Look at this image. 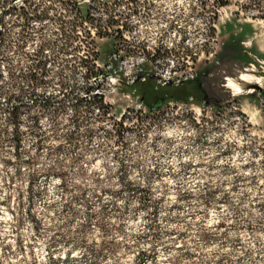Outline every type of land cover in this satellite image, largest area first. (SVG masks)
Segmentation results:
<instances>
[{
  "label": "rangeland",
  "instance_id": "374dc122",
  "mask_svg": "<svg viewBox=\"0 0 264 264\" xmlns=\"http://www.w3.org/2000/svg\"><path fill=\"white\" fill-rule=\"evenodd\" d=\"M79 2L86 22L0 0V246L15 264H264V0ZM140 70L203 94L147 110Z\"/></svg>",
  "mask_w": 264,
  "mask_h": 264
},
{
  "label": "trees",
  "instance_id": "16d2710c",
  "mask_svg": "<svg viewBox=\"0 0 264 264\" xmlns=\"http://www.w3.org/2000/svg\"><path fill=\"white\" fill-rule=\"evenodd\" d=\"M67 1H69V5L74 9V12H76L80 16V18H82V20L86 22L89 18V15L87 14V4L79 2V0H58V7L62 9H67L66 7ZM218 1H221V0H218ZM222 3L224 2H219V4H222ZM27 4L31 5L30 6L31 9H36L38 6L37 3H32V2H28ZM44 10L45 8H40L39 11L43 12ZM216 16H217L216 12H213L206 19V25L210 30L209 37L213 35V23L216 20ZM57 18L61 21L59 17H56V19ZM77 25H79V22L75 21L71 25V28L74 29V27ZM114 31H119V29L115 28ZM92 33L93 35H96V36H103L108 33V30H107V27L105 26L93 25ZM96 57L97 56H93V59H95ZM83 60H84L83 58H79L78 60H76L77 64H72L73 65L72 67H76V65H81ZM34 65L37 66V63ZM92 66L94 67V70H91L89 67H85L84 75H90V74L95 75L98 73L107 74L108 71H110V70H106V69H103L95 65L93 61H92ZM138 73H139V76L142 75L143 78L142 79L135 78L131 80L130 84L133 87L131 91H135L138 94L139 102L144 107H146L147 110H150L152 108H157L160 106V104H162L163 102L169 99L174 100V101L187 102L188 98L190 97L194 101H199L198 96L196 95V92L198 91L199 96L203 94V92H201L198 89V86L196 84V81H194V79H186V78L183 80L179 79L178 82H174L170 79H167L163 83H159L156 81V78L153 77L151 73H148L145 70H140ZM34 77H35L34 72H31L29 74V80L33 79ZM102 86H103L102 82H96L94 86H90V85L85 86L83 88L85 95L83 96H86V93L91 92V90L95 88L98 89ZM93 95L97 97L96 99L98 102L97 110H99L98 108L102 107L101 93L95 91L93 92ZM102 112L103 110L101 109L99 113H102Z\"/></svg>",
  "mask_w": 264,
  "mask_h": 264
},
{
  "label": "built area",
  "instance_id": "2783aa9c",
  "mask_svg": "<svg viewBox=\"0 0 264 264\" xmlns=\"http://www.w3.org/2000/svg\"><path fill=\"white\" fill-rule=\"evenodd\" d=\"M139 77H140V79L143 78L142 75H140ZM167 79H170V80H172L174 82H178L180 78L177 77V76H172L170 78H160V77H156V81L159 82V83H163ZM13 249L14 248H12V247H10V248H7V247L2 248L0 246V259L5 258L7 256V258L10 260V262H7L8 264H15V263H17L18 260H16V259L19 256H21V251L19 250V253L16 254V255H14Z\"/></svg>",
  "mask_w": 264,
  "mask_h": 264
}]
</instances>
